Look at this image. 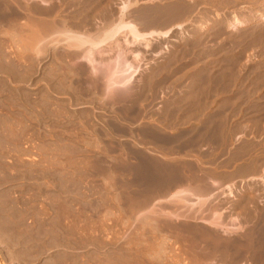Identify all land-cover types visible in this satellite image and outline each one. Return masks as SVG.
Returning a JSON list of instances; mask_svg holds the SVG:
<instances>
[{"label":"rangeland","instance_id":"rangeland-1","mask_svg":"<svg viewBox=\"0 0 264 264\" xmlns=\"http://www.w3.org/2000/svg\"><path fill=\"white\" fill-rule=\"evenodd\" d=\"M8 1L9 11L0 6V264H264V0ZM124 1L123 20L140 32L183 26L136 47L140 70L112 102L100 79L93 89L68 70L85 63H60L49 45L43 56L22 49L18 10L27 3L91 32ZM233 16L239 32L228 28ZM172 173L214 193L221 240L206 235L201 215L164 216L174 215L161 206L177 186L159 193ZM152 204L166 210L158 228L140 216Z\"/></svg>","mask_w":264,"mask_h":264},{"label":"bare ground","instance_id":"bare-ground-1","mask_svg":"<svg viewBox=\"0 0 264 264\" xmlns=\"http://www.w3.org/2000/svg\"><path fill=\"white\" fill-rule=\"evenodd\" d=\"M4 1H3V4L5 3ZM34 1H36V0H34ZM38 2H40L41 5H43V6L46 3L44 0H38ZM30 4L27 3V5L25 7L23 6L24 9L19 8L23 11L22 14L25 17L24 23L22 22L23 25L22 26L20 25L18 27V29L20 31V37H18V38H19L21 46L23 47L22 49H24L27 52H29V51L35 52L36 55L41 54V56H43L44 54H46L48 52V47L51 46L54 50L52 55L60 63L68 62V61L85 63L86 66L85 65H79V66L76 65L75 66V64L73 63L74 65H72L73 66L72 69L70 67L68 70L75 77L77 76V77L81 78L83 82H85V80L87 78L88 79L87 80L88 82L86 81V83H88L87 85L91 84L92 85L91 87L93 89L95 88L94 87L95 83H97L98 79H100L101 83H102V91L101 90L100 91L102 92L101 94H103L101 96H103L104 98H110V99L111 98L113 99L114 96H116V94H118V93L120 94L123 91L128 90L130 88V84H131L132 79L134 78V76L137 75L138 71L140 70L139 64L141 62V59L139 58V55L136 54V52H135L136 47L143 45L145 48L148 49V46L150 45V42H151L150 40L154 36H156V37L159 36V37H163V38L168 37L173 29L174 30L175 29H181L183 26V23H182L181 25H177L174 28L168 29L165 31H149L146 33L140 32L139 28L135 24L131 23V21H128V20L124 21L123 20L125 15H126V9H128L130 6L129 3L124 1L121 3L122 4L121 7H119L118 17L114 21H110V20L108 21L107 20V22L100 25V27L97 28V26H96V28H94V30L92 28L93 31H91V32H89L90 31L89 29H86V27H88V26H86L85 29H83L82 31H78L79 29L73 30L74 28L72 29V27L70 25H68L66 21H61V23H58V22H55L54 19L48 20L46 18L47 17L46 15H50V14H54L55 16L57 15L58 11H54L53 9H51L53 7L43 9L44 7L40 8V7H37L34 5L32 6ZM35 4H36V2H35ZM0 6L5 7V5L4 6L0 5ZM9 6H10V3L8 0H6V7L7 8L5 7L4 9H8L6 11H9V9H10ZM16 9L18 10V8H16ZM10 12H11V10H10ZM172 12H173V10H172ZM14 14H17V13H14ZM181 14L179 13L176 15V20L178 18H180ZM44 16H46V17H44ZM127 18H129V17L127 16ZM56 19H58V18H56ZM257 19L264 21V17H261V16H259ZM242 22L238 19V17L233 16L231 22L228 24V28L230 30L235 31V32H239V29L244 27V24ZM81 28H84V27H81ZM81 28H80V30H81ZM23 31L24 32L27 31L28 33L24 34ZM21 32H22V34H24L25 39H22L23 36H22ZM238 35H239V33H238ZM47 37H50L49 38L50 42L48 44H45L46 41H44V40ZM43 41H44V43H42ZM39 43H42V44H39ZM188 46L190 47V45H188ZM190 51H192V49L191 50L188 49L187 53L191 54ZM239 53H240V51H239ZM70 62H68V63H70ZM68 63L65 64V65H67V68H68V65L71 66V64H68ZM57 65H58L57 67L59 69H60V67H62L59 64H57ZM65 65H64V67H66ZM58 68H56V69L58 70ZM82 75H86V78L82 77ZM77 80H80V79H77ZM88 87H87V89H88ZM91 87H89V88H91ZM104 98L102 100H104ZM112 99L110 100L111 102H112ZM133 101H134V99H133ZM141 166H143V165L141 164ZM154 168H156V167H154ZM182 175H184V174H182ZM184 177H185V175L183 177H180L178 175L174 176L173 173H172V175H170L168 177V179L171 180V181L168 180L169 182H171V183L168 182L170 184V186L166 184L167 187L162 188L163 189L162 192H159L160 195L162 194L164 196L165 194H167V192H169L168 190H170V187L177 186L175 188L176 191L174 190V192L171 194V196H173V197H170V195L167 194V196L169 195V197H170V201L168 200L167 201L168 203L165 205L159 204L158 207H160V205H164V206H161L164 208H165V206L166 207L170 206V208L172 209L171 212L174 215L170 216V215H167L168 213L165 212L166 215L164 214V216H166V217L169 216V218H174V219L175 218L177 219L178 217H181V216L186 218V216H184V215H190V214L194 215V216L195 215H199V216L201 215L200 216L201 220L199 221V223L205 225V227H207V228L209 227V230H208L209 232L207 231L208 233L206 232L207 233L206 235L210 234L211 236L216 237L218 235V233L216 235V232L214 231V229L218 230V229L222 228L221 222H222L223 218H222V212L221 213L216 212V208L214 206L215 202L212 201L214 193H211L210 188L208 186H205V185L202 186V185L198 184V185L193 186V187H189L190 186L189 184L183 185L184 182L187 181V180H185ZM152 179H151V181H153V183H154V179L153 180ZM206 181H208V180H205V182ZM206 185H208L207 182H206ZM209 185H211V187L214 189L215 188L214 185L217 188V187H219L220 184L217 185L215 183H212ZM226 189H228V193H229V194H226V196L227 195L230 196L233 194L231 192V187L226 186ZM153 190H155V189H153ZM213 191H215V189ZM190 192H192V194H190ZM154 194L156 195L157 192L154 191ZM194 194L199 196V201L197 198V200H195L194 203H191L190 205L187 203L188 204L187 205L186 201L187 200L189 201V198H190L189 196L193 195V197H194ZM164 208L161 209L162 213L165 210ZM144 209H145V207H144ZM145 210L143 213L140 214V216H145L147 218V220H149V221H151V223H153L154 227L156 226L158 228L159 227L158 224L160 225V223H159L160 221L158 222L157 219L159 218V216L162 217V215H163L160 211V208H156L155 205L152 204L149 208H147L146 211ZM167 212H169V211H167ZM183 212H184V215H182ZM185 218L183 220H185ZM177 220H179V219H177ZM177 220H173V221H177ZM168 224H170V223H168ZM230 228H227L226 231H222V232L227 233V231L232 230ZM206 235L203 234L202 238L204 239V237ZM210 235H208V236H210ZM218 236L221 238L220 234ZM214 237H212V238L214 239ZM219 237L218 238L216 237V239H220ZM205 239L207 240L206 241L207 243H208V240H211V239H207L206 237H205ZM214 241L217 242V240H215V239H214ZM203 242H200V243H203ZM206 242H204V243L206 244ZM233 242H234V240H233ZM212 245H214V243ZM227 245H228V243H227ZM230 245H231V243H230ZM233 245H231V246H233ZM239 245H241V244H239ZM205 246H207V245H205ZM209 247H211V246H209ZM215 247H217V246H215ZM215 247L212 246V248H214L212 251L216 250ZM220 247H221V245H220ZM229 248H231V247H229ZM205 249H207V248L205 247ZM217 251H218V248H217ZM199 252H200V250H199ZM231 252H234V249ZM192 253H194V252H192ZM209 253H210V251H209ZM209 253L207 251V254L205 253V255L208 256ZM212 254H215V253H212ZM216 254H217V252H216ZM218 255H220V254L218 253ZM193 256L195 257V255H193ZM201 256H203V259H204V261H206V263H208V261H211V260L214 261V259L216 260V258H214L215 257L214 255L211 256L214 258V259L210 258L211 260H209L207 256H204V254H202ZM227 256H224V258L225 257L227 258ZM233 257H234V255H233ZM202 263H203V261H202Z\"/></svg>","mask_w":264,"mask_h":264},{"label":"flooded vegetation","instance_id":"flooded-vegetation-1","mask_svg":"<svg viewBox=\"0 0 264 264\" xmlns=\"http://www.w3.org/2000/svg\"><path fill=\"white\" fill-rule=\"evenodd\" d=\"M25 2H26V1H25ZM18 12H19V13H21V14L23 13V11H22V10H18Z\"/></svg>","mask_w":264,"mask_h":264}]
</instances>
